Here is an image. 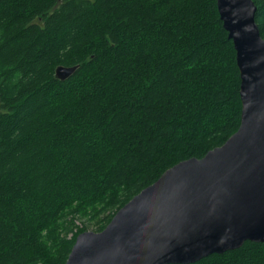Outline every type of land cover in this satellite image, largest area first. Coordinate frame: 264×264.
I'll use <instances>...</instances> for the list:
<instances>
[{
  "label": "trees",
  "instance_id": "trees-1",
  "mask_svg": "<svg viewBox=\"0 0 264 264\" xmlns=\"http://www.w3.org/2000/svg\"><path fill=\"white\" fill-rule=\"evenodd\" d=\"M235 54L216 0H0V264H64L74 218L99 232L221 146L240 123ZM189 264H264V242Z\"/></svg>",
  "mask_w": 264,
  "mask_h": 264
},
{
  "label": "water",
  "instance_id": "water-1",
  "mask_svg": "<svg viewBox=\"0 0 264 264\" xmlns=\"http://www.w3.org/2000/svg\"><path fill=\"white\" fill-rule=\"evenodd\" d=\"M240 73L238 129L201 158L164 171L99 232L83 231L64 264H189L264 242V38L253 0H216ZM77 65H59L65 80Z\"/></svg>",
  "mask_w": 264,
  "mask_h": 264
},
{
  "label": "rangeland",
  "instance_id": "rangeland-1",
  "mask_svg": "<svg viewBox=\"0 0 264 264\" xmlns=\"http://www.w3.org/2000/svg\"><path fill=\"white\" fill-rule=\"evenodd\" d=\"M73 222H74L73 229H72V232H70L68 234L69 236H72V234H75L76 232L80 231L81 229H83L85 231H93V232L96 231L95 229H96L97 225L94 224L95 222L89 221L85 217H76V218H74ZM77 235H75V237Z\"/></svg>",
  "mask_w": 264,
  "mask_h": 264
}]
</instances>
